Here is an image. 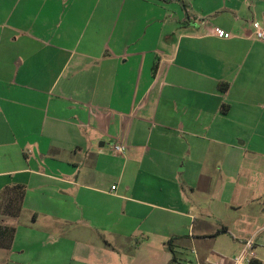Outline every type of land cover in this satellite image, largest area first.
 <instances>
[{"label": "crops", "instance_id": "crops-1", "mask_svg": "<svg viewBox=\"0 0 264 264\" xmlns=\"http://www.w3.org/2000/svg\"><path fill=\"white\" fill-rule=\"evenodd\" d=\"M255 23L264 0H0V202L24 188L17 216L0 211L15 227L0 264H182L224 240L231 255L264 245L262 214H239L264 197Z\"/></svg>", "mask_w": 264, "mask_h": 264}, {"label": "trees", "instance_id": "trees-1", "mask_svg": "<svg viewBox=\"0 0 264 264\" xmlns=\"http://www.w3.org/2000/svg\"><path fill=\"white\" fill-rule=\"evenodd\" d=\"M219 88L223 91H225L228 88L227 83H220ZM224 106L222 105V109ZM24 195V188L21 185H14L10 188H7L4 190V195L3 198L0 202V211L2 212H8L13 216H17L22 208V198ZM15 227L11 225H1L0 224V246L1 247H9L13 235H14ZM219 232H226V228H223L219 230ZM175 237L170 238L166 243L165 246L167 249L172 252V257L170 262H175L176 258L173 255L174 248H173V241ZM256 261H252V264H257L255 263Z\"/></svg>", "mask_w": 264, "mask_h": 264}, {"label": "built area", "instance_id": "built-area-1", "mask_svg": "<svg viewBox=\"0 0 264 264\" xmlns=\"http://www.w3.org/2000/svg\"><path fill=\"white\" fill-rule=\"evenodd\" d=\"M211 32L213 35H216L218 37H226L228 35L224 30L217 27L211 28ZM255 35L258 39L264 40V27L260 26L258 23H255ZM125 147V144L119 142L113 143L111 145V148L115 153H122ZM114 188L115 186L111 187V189ZM254 245L255 236H251L243 242L242 247L236 253L227 258L228 261L225 264H252V261H254L255 259ZM190 252L193 255L191 257L184 258L181 261L182 264H219L211 261H200L194 248H192Z\"/></svg>", "mask_w": 264, "mask_h": 264}, {"label": "rangeland", "instance_id": "rangeland-1", "mask_svg": "<svg viewBox=\"0 0 264 264\" xmlns=\"http://www.w3.org/2000/svg\"><path fill=\"white\" fill-rule=\"evenodd\" d=\"M259 187H264V181H262V183ZM198 202L201 203V202H203V200H199ZM256 202H259V204L244 206L240 210L239 214H241V213L243 214V213H247V212L250 213L251 211L256 210L259 212V214H262V218H264V210H262V208H264V207H262V205H264V197H260ZM231 216H232V212H229L226 219L228 220L227 223H229L230 226L233 227V225H231V224L234 222L231 219ZM262 221H264V219H262ZM260 236L262 238H264V230H262L260 232ZM229 238H230V236H229ZM221 239L222 240L228 239V236H223V238H221ZM235 250H237V249L235 248L234 245L231 244V242H229V240H227V241L224 240L219 244V246H217L214 249V251L210 252L211 253L210 254L211 260L210 261L214 262V263L225 264L228 261V259L226 257H229L233 252H235ZM254 250H255V248H254ZM255 252L262 260H264V245H257Z\"/></svg>", "mask_w": 264, "mask_h": 264}]
</instances>
